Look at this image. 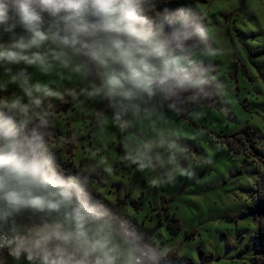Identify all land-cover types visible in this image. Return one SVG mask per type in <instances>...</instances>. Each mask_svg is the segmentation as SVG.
Masks as SVG:
<instances>
[{"label": "clouds", "instance_id": "clouds-1", "mask_svg": "<svg viewBox=\"0 0 264 264\" xmlns=\"http://www.w3.org/2000/svg\"><path fill=\"white\" fill-rule=\"evenodd\" d=\"M242 10L257 26L249 34L264 35L249 0H242ZM234 52L217 43L197 0H0V75L7 77L0 80V264H161L153 243L118 234L103 207L110 202L102 205L89 186L90 180L109 184L65 160L75 158L76 145L91 141V131L73 138L70 150L65 137H72L77 116L90 119L81 105L111 115L113 131L151 111L191 121L197 131L190 138L131 149L109 142L107 152L115 144L120 165L113 163L109 172L100 159L98 171L108 178L133 171V182L139 177L152 190L199 184L215 168L222 145L199 129L192 113L216 79L209 64L220 67L221 57ZM221 79L227 87L218 106L227 110L225 118H234L233 89ZM49 80L62 82L60 95H50ZM53 101L60 102L55 115ZM61 111L67 133L55 119ZM82 152V161L101 155L91 143ZM117 203L123 207L124 198Z\"/></svg>", "mask_w": 264, "mask_h": 264}, {"label": "rangeland", "instance_id": "rangeland-1", "mask_svg": "<svg viewBox=\"0 0 264 264\" xmlns=\"http://www.w3.org/2000/svg\"><path fill=\"white\" fill-rule=\"evenodd\" d=\"M254 6L258 19L264 24V0H249ZM199 7L209 14V23L213 26V33L217 43L222 48H233V57H221V65L209 64L212 71L217 73L213 85L216 88L217 98L214 103L202 98L197 104L198 111L192 113L201 131L207 130L212 141L222 145V152L217 156L214 169L203 173L199 184L180 182L178 187L152 190L144 186V182L136 177L133 171L121 170L112 178L101 173L99 161L104 160V167L109 172L113 163L120 165L115 150L107 152L109 142L124 143L129 148L144 145L145 141H167L174 136L190 138L197 127L191 121H175L164 113L151 111L145 116H137L130 122L127 129L116 126L112 130V116L95 105H81L80 113L90 119L72 123V137H65L67 148L70 150L72 139L85 135L91 131V141L85 139L82 144L76 145L75 158L65 156L71 160L82 174H95L109 184L108 188L99 186L93 180V188L111 201L124 198L127 211L140 223L148 227H155L156 234L153 240L163 255L168 251H177L181 256L191 258L193 264H256L258 260L257 241L254 237L260 224L264 222L257 214L245 213L252 203V193L256 187L259 175L264 172L263 162L249 154L248 150L234 153L229 149L227 139L237 131L250 126L256 131L254 137L257 145L264 150V82L258 75L256 68L247 58L245 47L254 49L264 47V35L256 37L249 33L256 31L255 20L251 19L246 10H242V0H203L198 2ZM215 17L216 19H212ZM217 20L219 24H217ZM219 57H210L209 60ZM236 66H233V62ZM221 74L231 85L230 93L234 107V118H225L226 109L218 106L226 96V83ZM7 77L0 75V80ZM52 96L60 95L62 82L49 80ZM14 88V86H12ZM209 93L211 90L208 89ZM20 93L17 92V95ZM213 95L211 93L207 98ZM59 101H53L52 113L59 112ZM69 116L75 114L69 110ZM65 113L60 112L55 119L61 130L68 132ZM180 115V113H175ZM52 126H55L53 123ZM91 126V127H90ZM49 137L55 134L44 129ZM120 138V139H118ZM200 135H197V140ZM201 145L212 151L207 140H200ZM53 143H57L53 140ZM91 143L94 148L101 150V155L82 161L85 155L82 148ZM107 152V154H103ZM93 159L95 162H93ZM123 166V165H121ZM147 172V170H146ZM152 181L149 180L148 183ZM111 183L122 184L125 187H111ZM133 201L137 202V205ZM180 221V229L172 233L168 227L171 219ZM119 235L126 236L117 231ZM166 264H172V260ZM175 264H190L183 260H176Z\"/></svg>", "mask_w": 264, "mask_h": 264}, {"label": "trees", "instance_id": "trees-1", "mask_svg": "<svg viewBox=\"0 0 264 264\" xmlns=\"http://www.w3.org/2000/svg\"><path fill=\"white\" fill-rule=\"evenodd\" d=\"M203 0H197V3ZM245 52L250 63L256 68L259 77L264 82V47L254 49L251 46L245 47ZM233 66H236L234 61ZM211 90L210 96L208 99L210 102L214 103L216 101V88L213 84L209 86ZM256 131L253 130L250 126H247L244 130L237 131L229 139H227V144L229 149L234 153H240L242 150H248L249 154L254 158H258L263 162L264 165V150L257 145V140L254 137ZM89 175V174H88ZM90 188L93 191H96L93 188V180H90ZM102 200L101 204L103 205V200H108L111 207L108 205H103L106 212L110 215L114 227L117 231L122 232L127 237L136 240L140 243L149 241L156 246L155 241L153 240L154 235L156 234L155 227H148L144 223H140L134 216H132L125 207V201L123 207H120L117 201H111L104 197L100 193ZM137 205L136 201H133ZM245 213L247 214H257L262 220H264V172H262L256 182V187L252 193V203L246 208ZM135 219L137 225H133L130 220ZM172 233H177L180 229V221L177 218L171 219L168 224ZM254 237L257 241V250L259 253L258 260L256 264H264V222H262L259 228L256 230ZM158 249V255L160 257L161 264H166L168 261L172 260V257L175 256L176 260H183L190 264L192 263L191 258L187 256H181L177 251H168L166 255H163Z\"/></svg>", "mask_w": 264, "mask_h": 264}]
</instances>
